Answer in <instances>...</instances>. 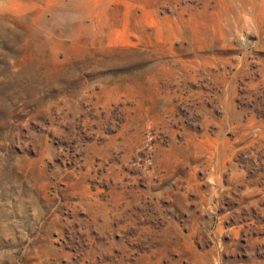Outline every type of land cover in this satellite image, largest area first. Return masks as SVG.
Here are the masks:
<instances>
[{
    "label": "rangeland",
    "instance_id": "obj_1",
    "mask_svg": "<svg viewBox=\"0 0 264 264\" xmlns=\"http://www.w3.org/2000/svg\"><path fill=\"white\" fill-rule=\"evenodd\" d=\"M0 264H264V0H0Z\"/></svg>",
    "mask_w": 264,
    "mask_h": 264
}]
</instances>
